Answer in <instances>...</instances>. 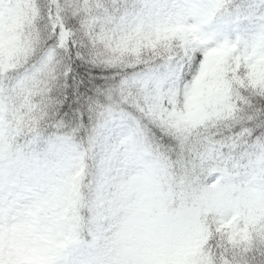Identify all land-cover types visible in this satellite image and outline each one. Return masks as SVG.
Masks as SVG:
<instances>
[{"label":"snow or ice","instance_id":"1","mask_svg":"<svg viewBox=\"0 0 264 264\" xmlns=\"http://www.w3.org/2000/svg\"><path fill=\"white\" fill-rule=\"evenodd\" d=\"M0 212L44 264H264V0H0Z\"/></svg>","mask_w":264,"mask_h":264},{"label":"rangeland","instance_id":"2","mask_svg":"<svg viewBox=\"0 0 264 264\" xmlns=\"http://www.w3.org/2000/svg\"><path fill=\"white\" fill-rule=\"evenodd\" d=\"M0 264H44L30 225L12 212H0Z\"/></svg>","mask_w":264,"mask_h":264}]
</instances>
